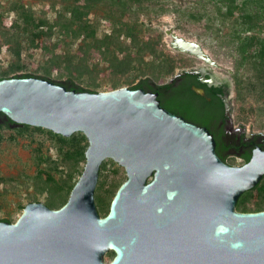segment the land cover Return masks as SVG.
<instances>
[{
    "label": "water",
    "instance_id": "95a60500",
    "mask_svg": "<svg viewBox=\"0 0 264 264\" xmlns=\"http://www.w3.org/2000/svg\"><path fill=\"white\" fill-rule=\"evenodd\" d=\"M171 36L177 51L206 56L198 43ZM0 114L15 126L88 140L65 205L29 203L16 222L0 221V264H264V211L236 210L264 177V152L227 165L207 129L144 89L76 92L43 78H6ZM107 160L126 180L101 217L95 190Z\"/></svg>",
    "mask_w": 264,
    "mask_h": 264
},
{
    "label": "trees",
    "instance_id": "16d2710c",
    "mask_svg": "<svg viewBox=\"0 0 264 264\" xmlns=\"http://www.w3.org/2000/svg\"><path fill=\"white\" fill-rule=\"evenodd\" d=\"M168 0H1L0 80L12 77H38L63 85L76 92H107L127 86L155 92L170 88L158 84L174 74L175 60L159 48L161 34L140 22V16L155 10L166 11ZM217 17L211 26L220 47L234 52L237 95L252 89L264 95V0H213ZM175 12L184 13L181 5ZM203 13L190 12L198 22ZM11 19L6 26L4 19ZM148 33V36H146ZM33 70L28 62L35 58ZM94 54L98 58L93 61ZM246 66V67H245ZM246 68L251 77L239 76ZM106 73V76H102ZM184 105V104H183ZM173 112H187L177 99L167 102ZM185 108V109H183ZM183 114V113H182ZM0 147L4 141L29 153L30 172L4 174L0 170V196L16 191L26 199L14 200L19 216L29 203L40 202L50 209H60L67 202L85 162L88 140L81 132L64 137L50 130L28 125L15 126L0 114ZM5 131L8 132L5 135ZM120 167L112 160L103 162L95 191L97 211L101 217L121 180L106 175L107 165ZM29 171V170H28ZM116 175L117 170H113ZM253 203L249 205L251 201ZM239 212L264 211V177L238 200ZM18 216V218H19ZM12 211L0 221L16 222ZM108 255H113L108 254Z\"/></svg>",
    "mask_w": 264,
    "mask_h": 264
},
{
    "label": "rangeland",
    "instance_id": "374dc122",
    "mask_svg": "<svg viewBox=\"0 0 264 264\" xmlns=\"http://www.w3.org/2000/svg\"><path fill=\"white\" fill-rule=\"evenodd\" d=\"M165 4L166 5L164 6V8L166 9V11L162 13H156L155 10H148V12L140 16L139 20L146 27L150 26L151 29H153V35H156L157 33L161 34L162 38L159 48L163 50L165 54L169 55L175 60L176 68L172 76L177 73L183 72L191 65H194V62L195 64H199L201 63V61L197 59H191L189 57L190 55L172 50V48L169 46V42L171 40V36L168 34L169 32L199 43L205 50V53L208 54V56L213 61H215L216 64L219 65L220 68L216 69V71L220 76H225L228 73L235 72V67L238 63L236 54L228 50L227 48L220 47L221 45L219 41L214 37V34L212 33L213 29L211 28V26H215L213 24V20L217 17L215 1L168 0L165 2ZM176 4L182 6L184 13L175 12L173 10V8L175 7L174 5ZM190 12L203 13L204 17L200 21L195 22L189 19L188 14ZM10 21V18L4 19V24L8 26L10 24ZM146 36H148V33H146ZM38 57L39 56L36 54L35 58L28 62L30 68L33 70L37 67V60L35 59H37ZM97 58L98 55L94 54L93 61H95ZM7 59L8 56L4 50L0 56V61L4 62ZM190 59L192 61H190ZM245 67L239 71V76L241 75L247 79L251 76L249 71ZM102 76H106V73H104ZM168 79H161L160 81H158V84H164ZM238 104L242 108L244 113H247V122L253 123L254 129L256 130H264V95L261 96L259 92L253 89L251 91H244V95L242 96L241 100L238 101ZM7 134L8 132L5 131V135ZM28 158L29 153L26 149H19L16 146L10 144L8 141H4L0 147V170L4 174L30 172L31 169L27 165ZM84 163H81V166H84ZM107 167L108 169L106 171V175L109 176L108 180L115 176L116 179L121 180L122 182L126 180V173L124 168L119 166L120 169H117L112 164H108ZM114 169L117 170L116 175L113 173ZM18 194L19 196H17L16 191H9L8 193H3V195L0 196V218H4L7 211H12V215L15 217L14 219L18 218L19 214L13 210L15 208L14 200L22 199V202L24 204L27 203L25 197H23L20 193ZM43 200L44 199L40 197V202L43 203ZM252 203L253 200L252 202H249V205H251ZM111 259L112 257H109L107 262Z\"/></svg>",
    "mask_w": 264,
    "mask_h": 264
},
{
    "label": "flooded vegetation",
    "instance_id": "af4514ba",
    "mask_svg": "<svg viewBox=\"0 0 264 264\" xmlns=\"http://www.w3.org/2000/svg\"><path fill=\"white\" fill-rule=\"evenodd\" d=\"M172 42L171 36L170 47ZM172 50L181 52L174 48ZM202 50L205 52L203 47ZM189 57L201 63L195 64L193 61L194 65L185 69L184 74L177 77L170 88L152 93L157 94L161 106L168 111L207 129L215 141V151L224 163L229 166L247 164L257 150L264 152V130L254 129V124L247 122V113L239 106L241 98L237 95L235 72L220 76L216 71L219 65L208 54L204 58ZM171 99L179 100L187 112L184 110L182 114L167 108V102ZM111 253L113 259L115 254L112 251L108 254Z\"/></svg>",
    "mask_w": 264,
    "mask_h": 264
}]
</instances>
